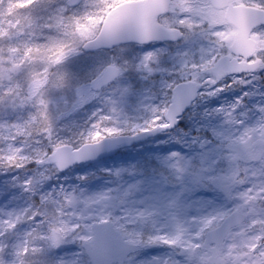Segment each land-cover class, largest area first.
I'll return each mask as SVG.
<instances>
[{
  "label": "snow or ice",
  "instance_id": "snow-or-ice-1",
  "mask_svg": "<svg viewBox=\"0 0 264 264\" xmlns=\"http://www.w3.org/2000/svg\"><path fill=\"white\" fill-rule=\"evenodd\" d=\"M0 264H264V0H0Z\"/></svg>",
  "mask_w": 264,
  "mask_h": 264
}]
</instances>
